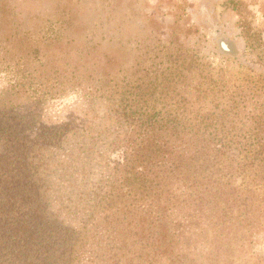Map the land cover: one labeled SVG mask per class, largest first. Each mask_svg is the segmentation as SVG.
<instances>
[{
  "label": "trees",
  "instance_id": "trees-1",
  "mask_svg": "<svg viewBox=\"0 0 264 264\" xmlns=\"http://www.w3.org/2000/svg\"><path fill=\"white\" fill-rule=\"evenodd\" d=\"M27 52L0 63V264H264L263 74Z\"/></svg>",
  "mask_w": 264,
  "mask_h": 264
},
{
  "label": "rangeland",
  "instance_id": "rangeland-1",
  "mask_svg": "<svg viewBox=\"0 0 264 264\" xmlns=\"http://www.w3.org/2000/svg\"><path fill=\"white\" fill-rule=\"evenodd\" d=\"M178 47L234 76L264 75V0H0V63L26 71L27 51L39 49L37 58L47 53L66 67L90 52L116 67L153 63L160 75L168 49ZM63 103L61 113L81 106L72 97ZM253 249L264 257V238Z\"/></svg>",
  "mask_w": 264,
  "mask_h": 264
}]
</instances>
